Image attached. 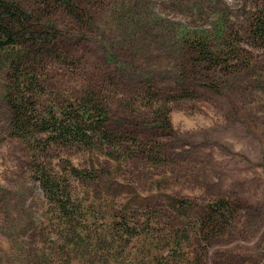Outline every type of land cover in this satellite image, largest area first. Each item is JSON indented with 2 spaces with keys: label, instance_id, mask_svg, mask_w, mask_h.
<instances>
[{
  "label": "rangeland",
  "instance_id": "374dc122",
  "mask_svg": "<svg viewBox=\"0 0 264 264\" xmlns=\"http://www.w3.org/2000/svg\"><path fill=\"white\" fill-rule=\"evenodd\" d=\"M76 3L81 20L62 9L36 15L59 34L50 52L0 72V264H81L54 257L59 240L12 127L9 101L30 96L38 113L89 101L108 115L116 145L52 146L38 162L94 176L71 179L93 253L112 264H262L264 43L250 24L264 0ZM201 33L212 51H232L229 68L193 65L187 46ZM216 202L233 208L232 221L201 230ZM99 254L82 247V264H102Z\"/></svg>",
  "mask_w": 264,
  "mask_h": 264
},
{
  "label": "trees",
  "instance_id": "16d2710c",
  "mask_svg": "<svg viewBox=\"0 0 264 264\" xmlns=\"http://www.w3.org/2000/svg\"><path fill=\"white\" fill-rule=\"evenodd\" d=\"M56 9H62L73 16L80 15V17L76 16L77 20H81L84 16L76 0H0V72H15L19 70L20 62L26 57L32 54L41 56L54 48L59 34L54 30L53 24L39 22L36 20V15L44 12L53 13ZM250 29L254 38L264 43V6L255 11ZM214 37L219 38L218 35ZM197 39L187 46L189 60L195 67L209 64L221 69L229 68L228 59L225 57L229 56L231 50L212 51L206 45L207 33L199 34ZM222 60L224 63H221ZM210 88L218 92L216 87L210 86ZM184 94L183 97L189 95L187 92ZM31 98L33 97H25L20 99L21 101L19 99L9 101L12 127L16 137L30 151L33 181L41 190L42 198L48 207L43 224L50 232H55L59 240V247L53 249L54 257L74 260L80 255L79 260L82 264V247L91 256L99 254V251L93 253L86 242L82 245L85 238L82 235L84 208L82 201L72 189L71 179L87 183L94 181V176L73 167L67 171L55 172L48 164L38 162H45L49 156H52L48 155L52 146L62 149L79 143L88 147L97 144L111 147L116 145L117 141L106 126L108 115L98 104L91 105L87 101L84 104L68 105L65 108L58 106L38 113L37 100ZM157 109L159 107H156ZM159 124V127L167 129V120ZM38 135H42L43 139ZM93 139L94 143H92ZM233 216L234 210L228 203L210 204L205 208L201 230L205 228L214 233L220 226L228 225ZM116 224H120L121 228L125 227V222L121 220H117ZM98 258L103 261L102 264H112L108 260L113 258L112 256L105 257L99 254ZM172 260L167 264H181L180 261ZM84 264L91 263H86L84 260ZM190 264H202V261L196 258Z\"/></svg>",
  "mask_w": 264,
  "mask_h": 264
}]
</instances>
